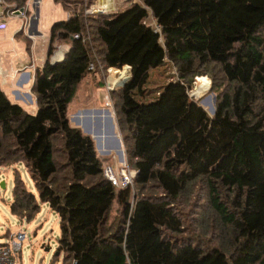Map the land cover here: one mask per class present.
<instances>
[{
  "label": "trees",
  "instance_id": "1",
  "mask_svg": "<svg viewBox=\"0 0 264 264\" xmlns=\"http://www.w3.org/2000/svg\"><path fill=\"white\" fill-rule=\"evenodd\" d=\"M55 2L68 18L35 72L36 112L0 84V168L23 164L38 193L17 172L12 215L31 222L48 205L63 264H264V0H132L110 15L88 13L96 0ZM58 43L68 51L53 64ZM167 62L176 80L139 102L133 93ZM125 66L111 98L137 174L121 189L69 109L88 77ZM204 76L214 115L191 96Z\"/></svg>",
  "mask_w": 264,
  "mask_h": 264
},
{
  "label": "rangeland",
  "instance_id": "2",
  "mask_svg": "<svg viewBox=\"0 0 264 264\" xmlns=\"http://www.w3.org/2000/svg\"><path fill=\"white\" fill-rule=\"evenodd\" d=\"M104 1L106 2L107 0H96L95 5L91 8H95V13L89 14L103 13L104 15H110L119 11H125L128 9L129 3L132 0H108L109 7L102 10L100 8L102 5L101 2ZM100 9L103 11L102 13L97 12ZM67 18L68 13L61 4L55 2V0H43L39 32L44 37H47L55 22L66 20ZM8 20L10 21L11 19ZM149 23L155 26L154 20H149ZM21 29V25L17 26L15 23H11L10 31H14L13 38L15 40L12 41L9 39L11 46H5V48L13 49L17 47V51L14 49L15 51L12 53L15 54L17 52V54L22 56L26 55L31 62H35V64L40 66L42 64L41 58L32 57L31 53L27 51V47H29L27 35L16 37ZM61 47L58 46L57 51ZM41 55L42 57L44 56L43 54ZM115 71L124 74L128 69H116ZM28 72L32 75L34 68H28ZM112 75L113 72H109L104 78L102 76L98 78L88 77L75 96L70 106L69 114L71 116V122L75 126L82 128L86 134H89L94 139L98 154L105 167L110 166L116 172H120L123 163H127V158L122 134L118 129L113 104L111 106L109 104V100L112 102V90L109 87L112 88L111 84L114 88L118 86L116 85L117 83L115 85L113 84L114 80ZM175 80L176 70L172 63L167 62L164 66L150 72L144 78L137 91L133 93V96L139 102H152L159 97L162 89L166 85ZM32 86L33 81L25 85L24 88H18L22 93L28 92L33 97V100L26 97V101L19 102L26 107L27 111L35 113L36 104L34 95L31 93ZM204 86H206V89L203 95L193 98L199 101L210 115H213L212 107L215 110L217 97L213 92V80L211 77H196L191 95ZM5 90L9 91L10 97L13 96L16 99V96L7 86H5ZM106 116H109L111 119H105ZM118 140L120 142V148H117L119 146V143H117ZM17 172L27 184L28 190L38 196L31 177L23 164L0 168V245L10 243L13 235L22 232L26 234V240L24 241L22 252L16 255L17 264H63L62 257L54 261L60 236V222L57 214L48 205H41V211L31 222L12 215L10 206L13 199L14 180Z\"/></svg>",
  "mask_w": 264,
  "mask_h": 264
},
{
  "label": "crops",
  "instance_id": "3",
  "mask_svg": "<svg viewBox=\"0 0 264 264\" xmlns=\"http://www.w3.org/2000/svg\"><path fill=\"white\" fill-rule=\"evenodd\" d=\"M34 1L32 0L31 2V0H29L27 2V5L24 7V8L27 7L26 18L17 17V16L8 17L7 15L0 16V23L7 24V28L5 30H0V84L4 90H5V86H7L11 90V92H13V94L16 96V99L13 96H12L13 98L11 97V99H13V101L21 105L23 104L19 101H23V102L26 101V97L28 99L33 100V97H31V95L28 92L22 93L21 91H19L18 88H24L25 85L30 84V82L34 80L35 72L37 68L43 67L47 59V51L50 41L49 38L50 32L47 37H44L39 32V25L41 20V6L43 5V0H34ZM105 3L109 4V1L107 0ZM11 9H15V8L11 7ZM30 14L32 15L31 17ZM35 17H38V26H37L38 33L31 34L30 33L31 27H29L26 30L24 29V24L27 23V21H29L30 23L32 18ZM8 19L11 20L9 21ZM11 23H15L17 26L20 25L22 26L21 31L16 35V37L27 35V38L29 39L28 46H30V48L27 47V51L28 53L29 52L31 53L32 57L35 56L38 59L41 58L40 60H42V64L40 66L38 64H35V62H31L26 55L22 56L20 54H17V52L15 54L12 53L15 50L17 51V47L13 49L12 48L10 49L8 47L5 48V46H11L9 44V39H11L12 41L15 40L13 38L14 31L13 32L10 31ZM57 46H62V47L64 46V49H67L68 51V47L64 43H58ZM41 54H43L44 56L42 57ZM30 67L34 68V72H33L34 75L33 74L31 75V73L28 72V68ZM6 93L9 95V91H6ZM36 110H37V106H36Z\"/></svg>",
  "mask_w": 264,
  "mask_h": 264
},
{
  "label": "built area",
  "instance_id": "4",
  "mask_svg": "<svg viewBox=\"0 0 264 264\" xmlns=\"http://www.w3.org/2000/svg\"><path fill=\"white\" fill-rule=\"evenodd\" d=\"M34 1V0H33ZM32 2V0H31ZM35 2V1H34ZM30 4V3H29ZM28 4V5H29ZM27 8V7H26ZM26 8L23 9H11L10 7L5 5L4 0H0V14L1 16L7 15L8 17H24L26 18ZM97 12H102L97 11ZM88 13H95V8L88 11ZM30 27L29 21L24 24V29H28ZM7 28L6 23H0V30H5ZM75 39H79L80 36L76 35ZM67 49L61 47L58 51L55 52L52 62L54 61H63L65 58V54ZM95 66L92 64L90 66V70L93 71ZM114 69L109 70V72H113ZM111 90V88L109 87ZM110 106L112 105L111 100H109ZM136 171L132 170L128 163H123V167L121 168L120 172H116L112 167L108 166L105 167V175L107 179L113 184V186L117 188H128L133 187L134 179L136 177ZM26 240V234L19 232L16 235L12 236L10 243L0 245V264H17L16 262V255L22 252L24 241Z\"/></svg>",
  "mask_w": 264,
  "mask_h": 264
},
{
  "label": "bare ground",
  "instance_id": "5",
  "mask_svg": "<svg viewBox=\"0 0 264 264\" xmlns=\"http://www.w3.org/2000/svg\"><path fill=\"white\" fill-rule=\"evenodd\" d=\"M102 3V5H101V7L100 8H102V10L103 9H107L108 7H109V5L107 4V3H105V1L104 2H101ZM105 3V4H104ZM101 10V9H100ZM103 12V11H102ZM117 75V79H116V75ZM112 78H113V80H114V82H113V84L115 85V83H117L116 85H120V84H122L124 81H125V77H123L122 75H121V73L120 72H118V71H115V70H113V75H112ZM111 87L112 88H114L113 86H112V84H111ZM111 88V89H112ZM205 89H206V86H204L202 89H198L194 94L196 95V96H201V95H203V93L205 92ZM212 112H214V108L212 107ZM82 117H83V115H82ZM108 118V120H110L111 118L109 117V116H106L105 117V119H107ZM80 123V122H79ZM92 128V127H91ZM117 143H119V146H117V148H120V142H119V140H118V142ZM122 157H123V155H122Z\"/></svg>",
  "mask_w": 264,
  "mask_h": 264
},
{
  "label": "water",
  "instance_id": "6",
  "mask_svg": "<svg viewBox=\"0 0 264 264\" xmlns=\"http://www.w3.org/2000/svg\"><path fill=\"white\" fill-rule=\"evenodd\" d=\"M98 13H102V12H98ZM103 14V13H102ZM38 26V17H35V18H32V20H31V22H30V33L32 34V33H38L37 32V27ZM67 53V52H66ZM66 55V54H65ZM59 61H54V62H52L53 64H55V63H58ZM128 69L129 70V77L122 83V84H120V85H118V86H116L115 88H120V87H124L125 86V84L127 83V81L130 79V77H131V72H132V68L131 67H129V66H125L124 67V70L125 69ZM115 88H112L111 90L112 91H114L115 90ZM192 97H195L196 95L195 94H192L191 95ZM215 114V110H214V112H213V115Z\"/></svg>",
  "mask_w": 264,
  "mask_h": 264
}]
</instances>
